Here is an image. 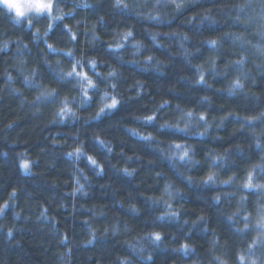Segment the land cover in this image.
Instances as JSON below:
<instances>
[{
    "label": "clouds",
    "instance_id": "obj_1",
    "mask_svg": "<svg viewBox=\"0 0 264 264\" xmlns=\"http://www.w3.org/2000/svg\"><path fill=\"white\" fill-rule=\"evenodd\" d=\"M0 264H264V0H0Z\"/></svg>",
    "mask_w": 264,
    "mask_h": 264
}]
</instances>
